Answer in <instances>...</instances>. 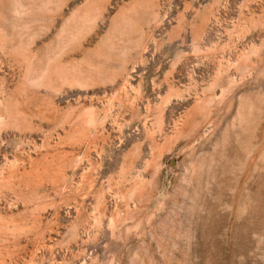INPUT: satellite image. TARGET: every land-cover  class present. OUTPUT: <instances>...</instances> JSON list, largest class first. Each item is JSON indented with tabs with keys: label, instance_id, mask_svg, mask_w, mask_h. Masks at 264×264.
<instances>
[{
	"label": "rangeland",
	"instance_id": "rangeland-1",
	"mask_svg": "<svg viewBox=\"0 0 264 264\" xmlns=\"http://www.w3.org/2000/svg\"><path fill=\"white\" fill-rule=\"evenodd\" d=\"M0 264H264V0H0Z\"/></svg>",
	"mask_w": 264,
	"mask_h": 264
}]
</instances>
